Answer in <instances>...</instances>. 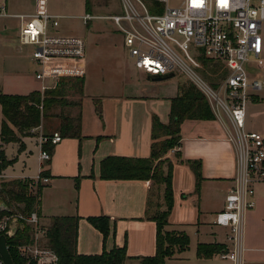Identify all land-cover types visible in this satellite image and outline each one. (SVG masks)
<instances>
[{"label": "crops", "instance_id": "0c3cea01", "mask_svg": "<svg viewBox=\"0 0 264 264\" xmlns=\"http://www.w3.org/2000/svg\"><path fill=\"white\" fill-rule=\"evenodd\" d=\"M22 10L24 15L37 14L30 4L23 6ZM45 11L65 17L57 14L56 9H50L47 3ZM58 27L52 32L72 35L60 33ZM18 49L20 52L23 50ZM24 54L29 57L26 52ZM87 69L88 61L86 72ZM90 84H85L84 77L82 138L62 139L53 147L50 160L43 163L38 158L39 139L27 137L34 140L37 148V175L9 178L1 172L0 179L33 180L40 172H47L49 182L44 185L39 197V222L48 226L52 217H77L78 254L98 255L103 250L125 246L128 259L124 264H140V259L155 254L156 224L146 218L152 182L102 180L99 178L100 163L110 156L138 159L150 156L152 117L156 116L161 123L168 122L170 99L177 94V83L173 87L149 83L147 79L131 77L126 71L120 73L115 82L100 83L98 90L86 92ZM38 88V83L33 79L28 86H23V90L6 94L27 95L38 91ZM262 90L253 92L246 105L245 129L264 135L262 120L254 125L251 118L259 105L264 106V96L258 95ZM96 101L100 106V116L95 112ZM224 121V125L215 119L184 121L180 128V146L166 155L171 163L173 205L165 229L188 236L189 247L186 251L198 262L196 264H209L216 260L222 264H232L229 260L219 259L217 255L209 259L196 257L199 244H219L227 251L232 249L228 229L214 223L216 215L224 208L226 195L233 188L237 173L236 149L228 141V132H233V128L227 117ZM27 138L22 140L24 150ZM0 145L4 149L9 144L0 142ZM192 163L200 164L198 181ZM261 186L264 187L255 186L254 208L243 213L241 242L246 248L244 264H264V189ZM162 193L163 186H159L161 204ZM94 217L108 219L109 233L105 239L87 221ZM178 255L183 256L184 252L175 256Z\"/></svg>", "mask_w": 264, "mask_h": 264}, {"label": "built area", "instance_id": "2783aa9c", "mask_svg": "<svg viewBox=\"0 0 264 264\" xmlns=\"http://www.w3.org/2000/svg\"><path fill=\"white\" fill-rule=\"evenodd\" d=\"M119 1L120 14L85 13L81 16L83 23L88 25L93 19L110 20L121 33L123 46L135 69L146 76L170 73L185 76L206 97L215 120L224 125L227 117L231 122L233 132H228V141L236 149L237 173L214 223L228 229L232 249L217 256L232 264H244L243 213L255 206V186L264 184V136L245 129L246 105L253 92L264 88V77L249 76L245 65L249 57L257 66L264 65L261 58L264 42L260 34L264 0H181L177 7H169L168 0H150L152 5L159 6L152 14L142 0ZM0 17L18 20L19 48H33L30 60L36 66L34 78L42 97L61 79H84L86 40L53 33L61 16L47 13L45 6L34 15H9L2 5ZM202 59L219 65L224 71V77L214 87L198 74L203 67ZM38 139L39 161L48 162L50 153L42 145L49 142L55 146L62 138L53 133L51 137L40 135ZM48 182V178L38 174L32 186H44ZM12 219L33 227V243L20 247L21 255L35 264H57L56 254L40 243L45 229L40 227L37 214L2 217L0 235L8 231Z\"/></svg>", "mask_w": 264, "mask_h": 264}, {"label": "trees", "instance_id": "16d2710c", "mask_svg": "<svg viewBox=\"0 0 264 264\" xmlns=\"http://www.w3.org/2000/svg\"><path fill=\"white\" fill-rule=\"evenodd\" d=\"M85 12H90L89 0H85ZM203 65L212 64L210 61L201 60ZM219 65H213L208 70L215 74ZM219 69V68H218ZM84 79H61L56 87L44 92L43 97L38 91L27 95L0 94L1 128L0 142L2 144L20 143V138L29 137L42 121L48 117L59 119L55 131L45 134L51 137L58 133L62 139H81V98L83 96ZM76 93L79 101L68 100V95ZM68 96V97H67ZM77 106L79 111L75 117L63 114L64 108ZM58 114H53V109H58ZM95 112L101 115L100 106L95 102ZM214 114L203 93L192 83H178L177 94L170 99L169 119L161 123L152 117L150 156L145 159L124 158L110 156L100 163L99 178L102 180H140L151 181L155 186H163V203H159L157 194L156 211L150 214L151 192L147 200L146 218L156 224L155 254L151 257L140 259V264H165L167 259L176 254L185 252L189 247V239L185 233L167 231L168 216L173 205L171 185V163L167 158V173L157 175L155 161L165 157L167 153L180 146V128L186 120L210 121ZM49 142L42 148L49 153L53 151ZM12 161L6 160L0 150V173ZM196 180L200 178V164L192 163ZM40 177L48 178V173L42 171ZM156 176V177H155ZM33 189L31 179H14L0 183V201L9 209L1 212L0 219L4 216L22 215L24 217L36 213L40 218L39 197L44 186L37 184ZM49 225L44 228V243L42 245L52 250L57 258V264H124L128 259L125 246L114 247L109 251L103 250L98 255H81L77 253V217H52ZM87 221L105 237L109 233V223L106 217L88 218ZM33 227L25 221L18 220L16 233L7 238V249L13 264H35L28 257L21 255L19 248L33 243ZM226 247L219 244H199L196 248L198 259H209L225 252Z\"/></svg>", "mask_w": 264, "mask_h": 264}, {"label": "rangeland", "instance_id": "374dc122", "mask_svg": "<svg viewBox=\"0 0 264 264\" xmlns=\"http://www.w3.org/2000/svg\"><path fill=\"white\" fill-rule=\"evenodd\" d=\"M149 13H155L159 9V6L151 4L150 0H142ZM181 0H168L169 7H177ZM53 9H56L57 14L65 16L58 20V30L63 34H72V36H78L84 38L87 43L86 57L88 61V69L85 76V84L90 83L89 91L94 92L98 90L100 83L108 84L109 82H115L120 73L128 72L131 77H141L144 80L146 75L132 65L130 58L127 55V51L123 46V39L121 33H119L113 23L108 19H93L88 25H85L81 19L85 12V0H0V7L6 6V12L9 15H20L22 7L26 4L33 5L34 10L43 8L45 4ZM90 12L92 16H109L120 14L122 9L120 7L119 0H89ZM261 37L264 42V21L262 22ZM18 20L11 17H0V94H6L7 92H19L23 90V86H28L33 82L36 66L32 63L30 54L33 50L32 47H25L20 52L18 49ZM26 52L29 57L24 54ZM264 61V48L263 56ZM217 64L202 65L203 67L198 70V74L201 79L214 87L224 77V71L221 67L217 68L215 74L211 73L208 68ZM246 70L249 76L264 72V65L262 67L257 66L249 57V61L246 63ZM264 75V73H263ZM185 76H180L176 73L175 76L169 80L158 82L159 85L173 87L176 83H187ZM150 83V82H149ZM154 83V84H158ZM190 83V82H189ZM259 96H264V88ZM69 96V97H68ZM68 100L77 102L79 97L75 93L70 92ZM250 101V100H249ZM248 101V102H249ZM58 109H53L51 113L58 114ZM65 115L75 117L78 113L77 106H71L64 108L62 111ZM248 112V110H247ZM252 124L257 125L261 122L264 123V106L259 105L255 112L251 114ZM1 109H0V128H1ZM59 125V119L56 117H48L44 119L41 125L31 132L29 137H37L40 135L49 134L55 131ZM264 134V133H262ZM264 136V135H263ZM27 138V137H24ZM24 138H20L21 142ZM26 152L20 148V143H10L6 148L0 150L3 151L6 160L12 161V164L5 168L3 173L9 178L25 177L31 178L37 175L38 165L36 160L37 148L34 140L27 138ZM32 154H29V152ZM162 157L160 160L154 162L156 167L155 173L157 175H165L167 173V161ZM156 177V176H155ZM4 179H0V183ZM10 181V180H8ZM264 185V184H257ZM256 187V188H257ZM260 187V186H259ZM262 187V186H261ZM159 186H155L152 182L151 190V209L150 214L156 211L155 205L157 204V194ZM264 189V187H262ZM33 189H35L33 187ZM256 195V191H255ZM254 195V197H255ZM253 197V199H254ZM40 227L46 228L40 221ZM44 237L40 239V243H44ZM220 259V258H219ZM167 264H196L194 258L188 256L187 251L183 256H175ZM200 263V262H199ZM209 263V262H206ZM209 264H222L219 260Z\"/></svg>", "mask_w": 264, "mask_h": 264}, {"label": "water", "instance_id": "95a60500", "mask_svg": "<svg viewBox=\"0 0 264 264\" xmlns=\"http://www.w3.org/2000/svg\"><path fill=\"white\" fill-rule=\"evenodd\" d=\"M174 75L172 73L167 74V75H147L146 79L148 82L151 83H158V82H162L165 80H169L171 78H173ZM9 209L8 207L0 201V213L1 212H8ZM18 229V220L17 219H12L10 222V226L8 231L3 234L0 235V260L2 262V264H13L11 257L9 255L8 249H7V238H11L17 231Z\"/></svg>", "mask_w": 264, "mask_h": 264}]
</instances>
